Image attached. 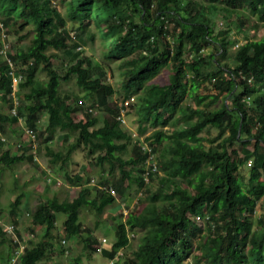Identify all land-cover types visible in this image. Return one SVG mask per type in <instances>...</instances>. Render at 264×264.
<instances>
[{"label":"trees","instance_id":"trees-1","mask_svg":"<svg viewBox=\"0 0 264 264\" xmlns=\"http://www.w3.org/2000/svg\"><path fill=\"white\" fill-rule=\"evenodd\" d=\"M19 2L23 6L16 13ZM66 3L72 32L66 29L56 0H0V47L9 34L25 36L19 30L26 25L33 31L24 46L13 49L8 44L7 55L22 73L16 90L18 116L10 111L12 79L0 52V165L13 169L17 162H33L36 139L27 149L23 143L15 144L16 150L23 148L21 153L4 147L8 133L25 134L31 128L34 137L43 136L51 163L66 164L71 152L81 149L85 168L94 163L106 176L90 181L88 171L72 173L60 166L66 184L77 186V193L39 201L29 218L33 226L42 227L41 233L25 243L15 218L29 192L21 187L8 203L12 218L7 220L0 206V243L6 244L0 264H52L48 255L56 244L52 230L59 214L64 215L66 238L75 236L88 251L96 252L100 244L99 253L108 259L128 245L129 230L141 232L131 256L124 259L122 251L112 264H186L189 256L191 264H264V212L256 226L251 220L258 202L264 209V0ZM250 15H256L257 21H251ZM217 18L226 25L216 32ZM89 23L104 41L107 57L120 61L121 89L113 87L105 70L79 51ZM231 24L242 35L240 43L231 38ZM259 25L263 26L259 37L249 34ZM59 51L66 52L67 59ZM166 66L172 71L168 81H152ZM39 69L46 73L45 80L38 79ZM72 79L85 91L86 102L61 89L62 82ZM206 82L212 84V91H198ZM116 93H121L120 103L112 100ZM131 96H136L138 132L144 133L149 124L159 125L144 136L147 145L138 132L132 140L121 127V109L132 106L134 101L124 104ZM210 129L216 130L215 135L205 136ZM58 131L65 145L54 149L50 142ZM155 179L157 187L152 185ZM48 182L61 184L51 177L44 179L46 186ZM126 185L137 186L148 201L118 219L115 239L104 245L88 234L79 214L88 208L99 217L123 196ZM200 218L204 226L198 223ZM3 223L14 226L13 235ZM203 229L207 235L200 236Z\"/></svg>","mask_w":264,"mask_h":264},{"label":"rangeland","instance_id":"rangeland-1","mask_svg":"<svg viewBox=\"0 0 264 264\" xmlns=\"http://www.w3.org/2000/svg\"><path fill=\"white\" fill-rule=\"evenodd\" d=\"M56 1L59 5L62 15L66 19V29L72 32V28H70L71 22L69 16L66 14L67 0ZM22 6L23 2H19L15 12L18 13L21 10ZM249 19L251 21H257V16L250 15ZM216 20L217 22L215 25V31L217 32L218 30L224 29L226 24L222 18H217ZM231 26V38L236 40L237 43H240L243 40L241 33H238L236 31L237 27L235 24H231ZM262 30L263 26L259 25L254 31H251L249 34L252 33L254 37H259L263 33ZM96 31L97 30L94 24L89 23L87 31L82 35L84 41L80 42L82 47L79 49V51H81L84 55L89 56L90 61L94 65H99V67L105 70L107 74V79L110 81L113 87H115L116 89H121L123 75L120 61L114 56L107 57L108 52L106 45L104 44V41ZM19 33L21 35H25L23 36L24 38L22 37L20 39L18 33L11 35L9 34L7 36L8 39H6L5 43L10 44V46L15 49L17 44L24 46L28 42L29 38L33 35V31L30 30V25L24 26V28L19 30ZM91 33L93 34V37H90ZM236 42L230 46L231 49L229 53H232V51H234V47H236L237 45ZM59 54L61 56H64V58L66 59L68 57V54H66V52L64 51H59ZM54 64L55 67L59 69L60 66H58L57 62H54ZM171 72L172 71L170 67H163L152 78V81L166 83L169 79ZM37 77L40 80H45L46 73L39 69ZM61 89L77 93L78 95H80L81 98L84 99L85 102L86 100H88L85 91H83L76 85L74 79L68 82H62ZM198 91L204 93L210 92L212 91V84L210 82L200 84ZM120 99L121 93H116L112 97V100L118 103L121 102ZM130 99L134 101V103L132 104V106L128 105V108H126L125 110L123 109L124 121H121V127L131 134V139L133 140L136 138V133L138 132V115L135 112L136 96H133V99ZM3 107L6 108V106ZM5 111L8 112L9 110L6 109ZM96 113H98L97 116H100L102 111L99 110V112ZM79 117L80 115L76 116V118ZM100 119L102 120V116ZM21 122L23 123V121ZM21 122L20 124L22 125ZM168 126L170 125H165L163 127L168 128ZM157 127H159V125L154 126L149 124L147 125V128L144 133L140 134L138 132L139 138L143 141L144 144L147 143L144 140V136L150 134ZM205 132L206 131H204V133ZM215 133V129H210V132H206L204 135L207 137H211L214 136ZM6 136L7 141L4 147H10L13 152L16 151L17 153H21L24 150L21 147L16 150L14 147L15 144L20 146L23 143L22 146L24 145L26 148L32 140L36 139L35 141H33L34 147L31 150L34 156L33 162H29L27 160L17 162L13 169L2 168L0 165V206L3 207V212H6L4 217H6L7 220L10 219V216L11 218L13 217L9 213L8 203L15 198V194L17 192L21 191V187L24 190L29 191L28 194L22 197V201L19 206V213L15 215L16 227L19 229L20 238L22 239V242L25 243L27 242L29 237L35 240L40 236L42 227L37 225L33 226L29 218V212L32 211V209L39 201L51 196H55L59 200H62L66 195L72 198L77 193V186H70L66 184L63 177V167L68 168V170H70L72 173L77 171H88L90 181L93 178L95 182L98 181V178L100 179V175L104 177L106 176V174H103V171L100 170V167L96 166L94 163H88L89 168H85L87 167V159L85 158L84 152L81 149L71 152L69 159L70 161L66 164L62 165V163L60 164V161H57L53 164L50 162L51 156L47 155L43 148V136H39L37 138L36 135L34 137V134L29 135L27 132H25V134L8 133ZM50 145L54 147V149H59L64 146L65 142L63 140V133L58 131L53 137V140L50 142ZM247 169L248 167L244 166L243 171L246 172ZM117 174L118 172H116V175ZM50 177L51 179H57V183H61L60 186H56L53 182H48V186H46V184L44 183V179L46 178L47 181V179H49ZM152 185L154 187H157L156 179L152 181ZM45 187H47V190H45ZM37 191H42L44 192V194H40ZM147 201L148 200H146V195L141 189L137 188V186L135 185H126V187L124 188L123 196H118V199L116 201L108 205L102 215L96 217V213L94 211H92V213L90 209L83 208L79 214V219L83 227L88 231L90 230L88 234L92 235V237L93 235L99 238L105 237L106 241L104 243L109 246L115 239V222L118 221V219H124L130 209H133L135 207H138L139 209L142 208L143 205L147 203ZM259 203L260 202H258V205L256 206L253 214H251V220L255 226L257 218L264 212V209L260 207ZM63 218V214L58 215L55 224L56 227L54 230H52V234L55 236L54 241L56 244H54V248H52L48 255V261L52 264H109L108 258L104 257L99 252L84 250L83 242H78L81 240H76L75 236L66 238L62 229ZM198 223H201V225L203 226L205 225L202 218H200ZM85 234L87 233L83 232V235ZM140 234L141 232L139 231L137 232L129 230V243L126 247L122 248V257L124 259H126L127 256H131L133 249L136 247ZM9 235L8 237H10ZM199 235L204 236L207 234L203 229V231H201ZM62 237L65 238L63 239L64 242L63 240H60ZM206 238L207 236H205L202 240H205ZM215 244H217L216 241ZM5 249L6 244L0 243V250L2 251V255L0 253V260H2L1 256H6ZM77 256L79 257V261L75 260ZM191 262H193V259L190 256L186 258V264H191Z\"/></svg>","mask_w":264,"mask_h":264},{"label":"built area","instance_id":"built-area-1","mask_svg":"<svg viewBox=\"0 0 264 264\" xmlns=\"http://www.w3.org/2000/svg\"><path fill=\"white\" fill-rule=\"evenodd\" d=\"M0 25H1V23H0ZM2 36L4 37V33H2ZM72 37L74 38V35H72ZM0 52L4 54L6 62H7L8 67H9V74L11 76L12 86H13V91L10 94V97L12 98V101H13V106L10 108V111H11L12 114L16 115L17 106L19 104V98H18V96L16 94V90H17V84L19 83L20 80H22V73L17 70L18 64L16 63V61H13L12 58L7 55L8 44L5 43V41H4V44H2V46L0 47ZM130 98L133 99L132 96ZM130 98L124 100V104L125 105H128L130 103V101H132ZM123 108L121 109V114H120L121 121H124L123 113H122L123 112ZM20 121H21V119H20ZM25 131L29 135L34 134V132H33V130L31 128H26ZM111 192L114 193V190L111 189ZM3 224H4V227H5L6 231H7V233H9L10 235H13L14 234V226L11 223H3ZM100 241H101V243H104L105 238L102 237L100 239ZM100 248H101V245L100 244L97 245V250L98 251L100 250ZM12 261H15V258H13Z\"/></svg>","mask_w":264,"mask_h":264},{"label":"clouds","instance_id":"clouds-1","mask_svg":"<svg viewBox=\"0 0 264 264\" xmlns=\"http://www.w3.org/2000/svg\"><path fill=\"white\" fill-rule=\"evenodd\" d=\"M17 96H18V95H17ZM18 98H19V97H18ZM11 114H12V113H11ZM13 115H14V114H13ZM16 115H17V113H16ZM17 116H18V115H17ZM18 119H19V122L23 121L22 118H21L20 116L18 117ZM20 119H21V121H20ZM23 119H24V118H23ZM21 123H22V122H21ZM23 123H24V122H23ZM23 123H22V124H23ZM111 189H112V188H110V192H111ZM111 193H112V192H111ZM101 238H102V237L98 238V239H99V242H101V241H100ZM104 238H105V237H104ZM105 241H106V238H105ZM105 241H104V242H105ZM102 244L105 245V243H102ZM96 252H99V251L96 249ZM119 254H122V248H120V249L116 252L115 257H117V255H119ZM115 257H114V258H115ZM114 258H112V259H108V260H109L108 263H109V264H112L113 261H114Z\"/></svg>","mask_w":264,"mask_h":264}]
</instances>
